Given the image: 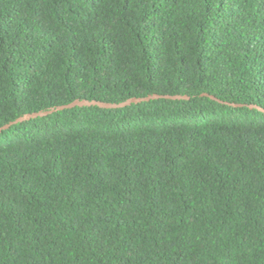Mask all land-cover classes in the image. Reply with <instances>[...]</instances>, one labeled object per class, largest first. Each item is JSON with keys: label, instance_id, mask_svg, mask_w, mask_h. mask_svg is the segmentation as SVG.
I'll return each instance as SVG.
<instances>
[{"label": "trees", "instance_id": "1", "mask_svg": "<svg viewBox=\"0 0 264 264\" xmlns=\"http://www.w3.org/2000/svg\"><path fill=\"white\" fill-rule=\"evenodd\" d=\"M0 264H264V0H0Z\"/></svg>", "mask_w": 264, "mask_h": 264}, {"label": "water", "instance_id": "2", "mask_svg": "<svg viewBox=\"0 0 264 264\" xmlns=\"http://www.w3.org/2000/svg\"><path fill=\"white\" fill-rule=\"evenodd\" d=\"M158 97H166V98H180V95H160V94H149L146 97H131L125 101L119 102V103H111V102H104V101H99V100H87V99H76L70 103L64 104V105H60L57 107H52L50 110H45V111H39V112H35V113H27L24 116L18 118L16 121H20L23 119H28L30 117L33 116H38V115H44L47 114L49 112H52L54 110H59V109H63V108H69V107H73L76 105H98L101 107H122V106H126L129 105L133 102H141L144 100H149L151 98H158ZM214 97V96H213ZM7 126V125H6Z\"/></svg>", "mask_w": 264, "mask_h": 264}]
</instances>
